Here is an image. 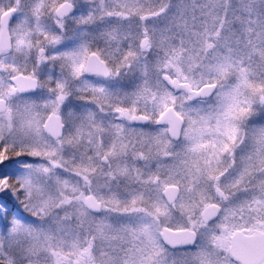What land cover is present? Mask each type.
<instances>
[{
  "label": "snow or ice",
  "instance_id": "snow-or-ice-1",
  "mask_svg": "<svg viewBox=\"0 0 264 264\" xmlns=\"http://www.w3.org/2000/svg\"><path fill=\"white\" fill-rule=\"evenodd\" d=\"M0 264H264V0H0Z\"/></svg>",
  "mask_w": 264,
  "mask_h": 264
}]
</instances>
